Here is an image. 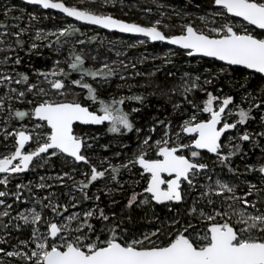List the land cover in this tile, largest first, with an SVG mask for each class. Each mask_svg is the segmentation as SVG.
Returning <instances> with one entry per match:
<instances>
[{
	"label": "snow or ice",
	"instance_id": "1",
	"mask_svg": "<svg viewBox=\"0 0 264 264\" xmlns=\"http://www.w3.org/2000/svg\"><path fill=\"white\" fill-rule=\"evenodd\" d=\"M23 2L43 10H56L85 25L145 37L140 44L163 42L179 49L178 54L207 58L211 64H219L203 68V83L201 75L193 78L185 72L180 101L172 100L176 89L163 93L171 101L174 113H180L185 103L191 106V114L177 126L178 131L171 121L157 120L143 136L140 135L143 129L132 118V113L140 109L132 108L128 112L122 106L126 101L144 104V96L105 99L99 95L98 86L118 74L117 62L88 67L82 52L70 50L64 61L67 70L59 59L48 70H34L39 83L30 82L26 72L16 71L13 75L0 69V86L7 89L0 98V111L6 114L0 121V136L6 149L0 152V174H3L0 185L5 189L0 190V264H264V0H210L212 11L197 17L202 26L185 19L179 25V32H166L164 29L175 26L163 25L160 19L141 25L69 4L67 0ZM85 2L81 0L82 4ZM108 2L101 0V6H107ZM14 11L17 9L5 6L3 16L7 19ZM176 16L182 14L176 12ZM37 19L29 14L30 21ZM26 32L25 28L11 32L9 24L0 22V52L4 53L0 64L5 68L9 61L14 65L22 63L18 51L31 56L41 47L36 41H47L43 46L58 54L70 42L69 38L78 33L85 35L72 24L47 33L38 30L25 50L22 36ZM8 37L13 38L11 43ZM49 37L55 40L50 41ZM72 42L86 43L84 39ZM163 60L166 64L173 63L170 55ZM119 64L128 67L123 61ZM237 72L239 76L235 75ZM73 73L79 78L72 79ZM221 77L231 78L232 87L239 86L241 102L247 104L246 108L234 104V97L224 94L223 88H217L221 95H214L204 87H215ZM120 79L125 76L121 74ZM252 79H258L260 84L250 90ZM13 84L26 87L18 89ZM196 90L204 92L206 98L199 102L194 97L190 99ZM27 94L34 98L27 99ZM13 99L31 107L13 108ZM256 113H260V130L240 132L238 126L257 120ZM233 116L238 119L230 122ZM11 121L19 122V127L11 125ZM104 125L108 133L118 136L135 132L138 142L132 155L120 164L106 158L98 167L87 150L93 147L90 141L98 139L91 132L92 126ZM157 125L162 126L161 135L154 138ZM231 130L236 133L231 134ZM226 133H229L227 144L222 140ZM245 143L261 151L258 163L244 166L245 173L256 174L258 182L248 180L245 173L233 167L234 157L243 159L248 155ZM104 147L107 150V145ZM53 158L63 160L66 166H86L87 170L81 171L84 179L77 180L64 171L40 175L38 183H17L15 191L8 190L9 177L44 168ZM217 164L226 168L234 179L213 180V166ZM125 170L129 179L122 181ZM71 171L79 169L73 167ZM100 180L117 186L111 188L105 184L104 193L109 196L129 185L131 194L124 205L128 211L126 217L108 214L98 203L82 212H70V208H77L82 201H100L99 195L89 196L88 192ZM67 181L72 183L69 185ZM141 185V190L136 191ZM56 188L69 191L57 192ZM197 190L199 196L189 205L190 192ZM8 198L12 203L7 202ZM14 204L26 207L21 210L14 208ZM29 204L32 206L28 207ZM157 205L167 208L171 215L164 219L157 216L159 224L154 230L136 233L124 226L125 219L131 223V213L136 208L155 214Z\"/></svg>",
	"mask_w": 264,
	"mask_h": 264
},
{
	"label": "rangeland",
	"instance_id": "2",
	"mask_svg": "<svg viewBox=\"0 0 264 264\" xmlns=\"http://www.w3.org/2000/svg\"><path fill=\"white\" fill-rule=\"evenodd\" d=\"M113 2L115 3V6H112ZM186 2L191 3L189 0H186ZM67 3L80 7H89L93 10L108 14H110V9L118 7L120 8L122 15L129 18L125 20L127 22L137 23L139 21H143L146 25H149L150 23L155 22L157 19H160L163 25L175 26L172 28V30L167 28L164 29L166 32H173L174 29L179 32V25L183 23L185 19L190 20L194 22L196 26L201 27V21L197 19V17L206 16L212 11V7H199L196 10L188 9L185 7V5L178 3L176 0H109L108 5L104 7L101 6V0H86V2L83 4L81 3V0H67ZM159 5H163V7H159ZM5 6L17 9V11L9 13V17L7 19L3 16ZM21 8L25 9V11L21 12L18 10ZM176 12H180L182 16L177 17ZM161 13L164 15L161 16ZM29 14H34L38 19L30 21ZM12 16H19L21 19L12 20ZM0 22L9 24L11 32H16L20 28L27 29L26 34L22 36V39L25 41V43H27V45L33 42L35 33L38 30L43 31L44 33L58 31L68 24H72L78 28L84 27V30H80L85 35L80 36L78 33L76 37L69 38L70 42L64 44L63 48L58 54L54 52L53 49L43 46V43H47V41L43 43L41 41H36V43L41 44V47L35 51H37L38 57H42L43 62H45V67L40 70L50 69L56 59L61 60V66L67 70V64L64 63V61L68 58L70 50H74L77 53L82 52V54L87 58L86 66L88 67L96 68L104 62L109 64L117 62L115 66L119 69L118 74L111 78L108 83L98 86L99 95L105 99H109L111 97H128L132 95L144 96L146 98L144 104H139L135 101H126V103L122 106L124 110L128 112H131L132 108L140 109L139 112L132 113V118L134 119L136 126L143 129L142 133L140 134L141 136H143L145 133H148V129L152 127L157 120L171 121L173 128L178 131L177 126L182 122L183 119L187 118V116L191 114V106L185 103L183 108L180 110V113H174L171 101L169 100L168 96L164 95L163 93L169 92L171 89H176V94L172 95V100L180 101V92L182 91L181 85L184 82L182 77L184 76L185 72L190 73L191 77L193 78L196 75H201V83H203V77L205 75L203 73V68L217 66V64H205L200 58H189L182 54H178L180 52L179 49L164 45L162 43L152 44L151 42H146L145 44H140V40L146 39L111 34L99 29L83 26L71 21L64 15L55 14L53 12H44L38 7L25 5L21 0H0ZM29 24L31 27H29ZM12 25H18L19 27H11ZM92 37H95L96 39L93 41L91 39ZM12 39V37H8L10 43ZM76 39H84L86 43H73L72 41H75ZM49 40H55V37H49ZM132 45L135 46L133 47ZM53 48H55V45H53ZM117 52L122 54L117 56ZM3 55L4 53L0 52V59L3 58ZM9 55L14 54L9 53ZM166 55H170V59L173 61V63L166 64L164 62L163 57ZM92 57H96V59L93 60ZM177 58L183 60L181 63L182 66L177 64ZM119 61H123V63L127 64L128 67L126 69L123 68V66L119 64ZM133 65H135V67H133ZM27 67L30 71L28 73L30 75V82L39 83L37 77L34 75V70L38 68H36L35 64L32 63ZM165 68H168L167 76L164 78H159L158 74ZM0 69L6 70L13 75H15V72L18 71L16 65L12 64L11 61H9V66L7 68L0 64ZM137 72L140 73V75H136ZM169 73H171V75H169ZM121 74L125 76V79H120ZM73 75L74 77H72V79L79 78L76 73H73ZM232 83L233 81L231 78L221 77L220 81L215 82V87L210 85H204V87H206L208 91H212L214 95H221V93L217 91V88H223L224 94H230L234 97V104H241V106L246 108L247 104H242L241 102L242 90L239 89L238 85L236 87H232ZM259 84V81H254L252 79L249 83V89H255ZM40 86L47 88L46 84H41ZM12 87L23 89L26 86L13 84ZM6 91L7 89L5 87L0 86V98L4 97V93ZM76 91L79 92L80 90L77 89ZM153 93L155 94L153 95ZM193 97L198 102L206 98L205 93L199 90L194 91L189 96L190 99ZM33 98L34 97L32 94H27V99ZM5 103L6 105L8 103L6 98ZM11 104L13 108H18L21 110L31 107L26 103L22 104L18 102L16 99H13ZM229 107L232 106L230 105ZM259 114L260 113H256L257 120L249 121L245 126L242 127L238 126L240 132L245 130L250 132L259 131ZM5 117L6 114L0 111V121H3ZM235 119H238V117L233 116L229 118L230 122L234 121ZM10 123L14 127H19V122L17 121H11ZM0 127H2V124H0ZM106 127L107 125L100 126L99 128H91L92 134L97 136L98 139L90 141V143L93 144V147L87 150V155L98 167L101 165V161L105 160L106 158L113 164H120L121 161L126 160L132 155V152L135 151L138 142L135 132L128 133L124 136H118L108 133L106 131ZM161 127L162 126L157 125L156 132L153 134L154 138H158L161 135ZM235 133L236 130H231V134ZM228 135L229 133H226L225 137L222 138L225 144L228 143ZM4 143L3 137L0 136V152L6 151L4 148ZM8 143L10 144V141ZM105 145H107V150L104 147ZM125 145L127 147H125ZM262 145H264V140H262ZM224 151L226 152L227 148H225ZM245 151L248 153V155L243 159L240 157L233 158V167H238L241 173H245V164H256L261 159V151L259 148L252 149L249 144L245 143ZM116 153H120V155L117 156ZM49 166H52L50 169H55V174H51V170L47 169ZM104 166L106 167L107 165ZM73 167L79 169V171L72 172L71 170ZM213 168V180L218 177L224 180L234 179L231 174L228 173L226 168H221V166L218 164L214 165ZM86 170V166L72 164H68L66 166L64 165L63 160L53 158L49 165H46L44 168H37L34 171H30L27 176L19 179V182H14L13 178L16 177H9L10 183L8 185V190L15 191V185L17 183L28 184L29 181H32L33 184L38 183L40 175H56L57 173L62 174L64 171L70 172L71 175H73L77 180H81L84 179V177L81 175V171ZM245 175L248 180H251L252 182H258L256 174L245 173ZM128 179L129 173L125 170L122 173L121 180L124 181ZM67 183L70 185L72 182L67 181ZM106 183L108 184V187H117L111 181L100 180L95 182L88 190L89 196L99 195L100 201L97 202L94 199L82 201L78 204L77 208H70V212H82L84 210L94 208L98 203L99 206L103 207L108 214L115 213L117 217L123 215L125 213L124 211H127L124 205L127 202V197L131 194V188L128 184H125L124 190L115 191L112 196H109L105 195L104 193ZM142 186L143 185L137 187L136 191H140ZM0 190H5L3 185H0ZM54 191L66 193L69 191V189L56 188ZM78 195L79 194L77 193V196ZM24 196L28 197V193L24 192ZM198 196V190L190 192V196L188 198L189 205L191 200L193 198H197ZM62 199H66V197H62ZM113 200H115L116 203H113ZM7 202L12 203V199L8 198ZM27 206L31 207L32 205L29 204ZM13 207L22 210L26 207V205L14 204ZM156 207L157 206H155V209ZM181 208L183 210V207ZM132 212L134 213H132L131 223H129L128 226H124L127 228L130 226V229L136 233L148 232L150 230H154L158 226L156 223H154L157 222V220H154L152 224L151 219L153 212L143 208H136ZM13 215H15V212H13ZM125 222L128 221L125 219ZM24 236L26 237L27 233H24ZM5 247H7V245H5Z\"/></svg>",
	"mask_w": 264,
	"mask_h": 264
},
{
	"label": "trees",
	"instance_id": "3",
	"mask_svg": "<svg viewBox=\"0 0 264 264\" xmlns=\"http://www.w3.org/2000/svg\"><path fill=\"white\" fill-rule=\"evenodd\" d=\"M125 1H130V0H125ZM176 1H178V3H180V4H182V5H185V7L186 8H188V9H198L199 7H212L211 6V4H210V0H189V1H191V3H189V2H186V0H176ZM109 13L110 14H112L113 16H115V17H117V18H120V19H123V20H127V19H129L128 17H124L123 15H122V12H120V8H118V7H115V8H112V9H110V11H109ZM46 14H49V13H46ZM137 23H140V24H142V25H146L143 21H139V22H137ZM80 29L81 30H84V27H80ZM172 30V29H171ZM173 32H178V31H176L175 29L173 30ZM28 48V45H27V43H25V50ZM18 55L21 57V59H22V63L20 64V65H16V68H17V70L19 71V72H26V73H29L30 71L28 70V67L27 66H29L31 63L32 64H35V66H36V68H38V69H42L43 67H45V62H43V59H42V57H38V53H37V51H34L33 52V54L31 55V56H29V55H26L25 54V51H19L18 52ZM177 60V64L179 65V66H182V62H183V60H180V59H176ZM202 62L203 63H205V64H208V63H210L209 61H208V59H203L202 60ZM12 63V62H11ZM216 64L218 65L219 63L218 62H216ZM165 70V71H164ZM167 73H168V68H165V69H163L162 71H160V73L158 74V77L159 78H164V77H166L167 76ZM235 75L236 76H239V72H237V73H235ZM72 77H74V75L72 74V76H71V78ZM254 81H259L258 79H253ZM259 83H260V81H259ZM252 85V84H251ZM166 108V107H165ZM52 166H49L47 169H50ZM51 171L53 170H55L54 168H52V169H50ZM19 179L20 178H14V182H19ZM181 210H182V208H181ZM125 213L123 214V215H121V216H124V217H126L127 215H128V211H124ZM132 213H134V212H132ZM132 213H131V215H132ZM171 215V213H169L168 212V210L166 209V208H162V207H156V209H155V214H153L152 215V224H153V222H154V220H157L156 219V217L158 216L159 218H161V219H164V218H166V217H168V216H170ZM126 224L125 225H127L128 226V224H129V222H125ZM154 223H156L157 225L159 224V221L157 220V222H154ZM128 228H131L130 226L128 227Z\"/></svg>",
	"mask_w": 264,
	"mask_h": 264
},
{
	"label": "water",
	"instance_id": "4",
	"mask_svg": "<svg viewBox=\"0 0 264 264\" xmlns=\"http://www.w3.org/2000/svg\"><path fill=\"white\" fill-rule=\"evenodd\" d=\"M22 2H23V0H21ZM24 3V2H23ZM26 5V4H25ZM28 6H31V5H28ZM33 7H38V6H33ZM39 8V7H38ZM43 10V9H42ZM44 12H53V13H56V14H61V15H63L62 13H59V12H57L56 10H43ZM66 18H68V19H70L71 21H73V22H76V23H78V24H81V25H83V26H86V27H92V28H94V29H99V30H102V31H105V32H107V33H111V34H118V35H122V36H128V37H135V38H142V39H146L145 37H142V36H135V35H131V34H125V33H120V32H117V31H109V30H106V29H100V28H98L97 26H94V25H85V24H83V23H81V22H79V21H75L73 18H70V17H66ZM152 44H159V43H162V44H164V45H167L166 43H163V42H151ZM168 46H171V47H175V46H172V45H168ZM176 48V47H175ZM205 59H207V58H205ZM219 63V62H218ZM92 127H94V128H97V127H100V126H92ZM223 138V137H222Z\"/></svg>",
	"mask_w": 264,
	"mask_h": 264
},
{
	"label": "flooded vegetation",
	"instance_id": "5",
	"mask_svg": "<svg viewBox=\"0 0 264 264\" xmlns=\"http://www.w3.org/2000/svg\"><path fill=\"white\" fill-rule=\"evenodd\" d=\"M56 14V13H55ZM92 128H94V127H92ZM97 128H99V127H97ZM30 172V171H29ZM29 172H27V173H21V174H16V175H13V176H11V177H18V178H23V177H25V176H27L28 174H29ZM51 172V174H55V170L53 171H50ZM3 174H0V176H2ZM14 179V178H13ZM158 207H162L163 209L165 208V207H163V206H160V205H157ZM167 209V208H166Z\"/></svg>",
	"mask_w": 264,
	"mask_h": 264
}]
</instances>
